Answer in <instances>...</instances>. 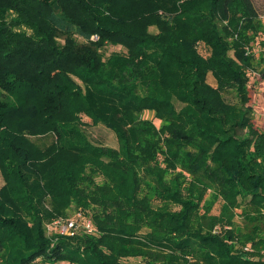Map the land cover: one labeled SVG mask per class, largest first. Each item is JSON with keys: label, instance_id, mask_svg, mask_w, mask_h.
<instances>
[{"label": "trees", "instance_id": "trees-1", "mask_svg": "<svg viewBox=\"0 0 264 264\" xmlns=\"http://www.w3.org/2000/svg\"><path fill=\"white\" fill-rule=\"evenodd\" d=\"M262 28L252 0H0V264H264ZM72 205L97 233L49 236Z\"/></svg>", "mask_w": 264, "mask_h": 264}, {"label": "rangeland", "instance_id": "rangeland-1", "mask_svg": "<svg viewBox=\"0 0 264 264\" xmlns=\"http://www.w3.org/2000/svg\"><path fill=\"white\" fill-rule=\"evenodd\" d=\"M260 14V19L263 24L262 31L256 38V40L253 42V48L256 51L257 54H260L264 51V0H252ZM154 29V28H153ZM113 51H124V48H122L120 45H108L104 48V52L106 55H109ZM202 51L206 53V50L204 51V48H202ZM208 80L211 83H215L214 77L210 74L208 76ZM250 90L252 94L251 98V104L254 112L255 122L260 127L264 128V65L260 66L256 71L250 72ZM225 95L229 100H234L233 97L225 92ZM143 117L145 118H154V113L147 110L144 112ZM83 119L86 121L85 129L92 140H94L96 143L104 144L108 146L118 147V139L115 134V132L106 126L102 124H92L91 120L87 116H83ZM154 122L156 123L157 127L161 126V121L159 119L154 118ZM54 139L53 134H48L46 136H37L34 137L33 140L41 145L49 144ZM98 181H102L101 177H97ZM5 184L4 176L0 170V188ZM209 200L214 201V207L212 212L213 213H219L221 208V201L218 197L214 195V193L209 192L207 195ZM80 210L75 207V205H72L68 209L67 215H61L58 217H75L78 215ZM237 215L235 218L236 224L243 225V216L241 214L242 208H238ZM57 217H54L52 220L48 221L45 225L46 232L49 236L54 237L56 234H61L56 231L55 228H51L50 224L56 219ZM264 251V248L262 249ZM139 259V258H138ZM129 262L137 261L135 258H129ZM33 264H50V263H44L42 258H37ZM56 264H66V263H56Z\"/></svg>", "mask_w": 264, "mask_h": 264}, {"label": "built area", "instance_id": "built-area-1", "mask_svg": "<svg viewBox=\"0 0 264 264\" xmlns=\"http://www.w3.org/2000/svg\"><path fill=\"white\" fill-rule=\"evenodd\" d=\"M79 212L75 217H57L50 224L51 228H55L57 232L63 235H75L82 231L90 234L97 233L93 220L88 215ZM246 249H249V247H246Z\"/></svg>", "mask_w": 264, "mask_h": 264}, {"label": "crops", "instance_id": "crops-1", "mask_svg": "<svg viewBox=\"0 0 264 264\" xmlns=\"http://www.w3.org/2000/svg\"><path fill=\"white\" fill-rule=\"evenodd\" d=\"M58 263H66V264H70V263L67 262V261H60V262H58Z\"/></svg>", "mask_w": 264, "mask_h": 264}]
</instances>
